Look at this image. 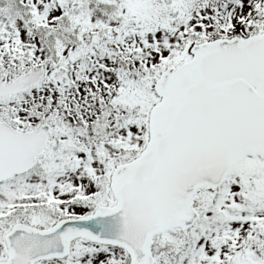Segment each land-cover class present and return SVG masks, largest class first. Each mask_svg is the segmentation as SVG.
<instances>
[{
	"label": "snow or ice",
	"instance_id": "obj_1",
	"mask_svg": "<svg viewBox=\"0 0 264 264\" xmlns=\"http://www.w3.org/2000/svg\"><path fill=\"white\" fill-rule=\"evenodd\" d=\"M0 264H264V0H0Z\"/></svg>",
	"mask_w": 264,
	"mask_h": 264
}]
</instances>
